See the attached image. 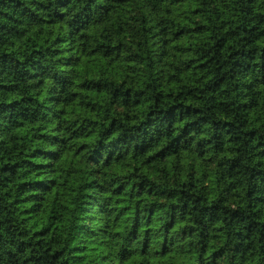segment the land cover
<instances>
[{
    "label": "trees",
    "instance_id": "1",
    "mask_svg": "<svg viewBox=\"0 0 264 264\" xmlns=\"http://www.w3.org/2000/svg\"><path fill=\"white\" fill-rule=\"evenodd\" d=\"M0 264H264V0H0Z\"/></svg>",
    "mask_w": 264,
    "mask_h": 264
}]
</instances>
